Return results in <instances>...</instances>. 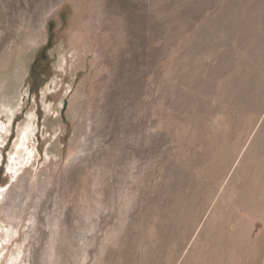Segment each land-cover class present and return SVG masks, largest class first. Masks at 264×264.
<instances>
[{"label":"rangeland","instance_id":"1","mask_svg":"<svg viewBox=\"0 0 264 264\" xmlns=\"http://www.w3.org/2000/svg\"><path fill=\"white\" fill-rule=\"evenodd\" d=\"M0 264H264V0H0Z\"/></svg>","mask_w":264,"mask_h":264}]
</instances>
